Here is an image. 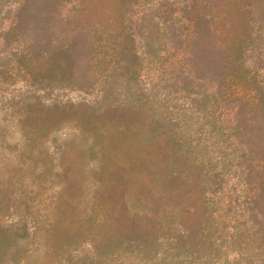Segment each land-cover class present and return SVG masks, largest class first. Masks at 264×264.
<instances>
[{
    "label": "rangeland",
    "instance_id": "obj_1",
    "mask_svg": "<svg viewBox=\"0 0 264 264\" xmlns=\"http://www.w3.org/2000/svg\"><path fill=\"white\" fill-rule=\"evenodd\" d=\"M0 264H264V0H0Z\"/></svg>",
    "mask_w": 264,
    "mask_h": 264
},
{
    "label": "trees",
    "instance_id": "obj_2",
    "mask_svg": "<svg viewBox=\"0 0 264 264\" xmlns=\"http://www.w3.org/2000/svg\"><path fill=\"white\" fill-rule=\"evenodd\" d=\"M191 19H193V18H191ZM194 20H190V22L192 23ZM231 49L233 50L232 52H230L231 54L229 55V57L230 58H228V60H229V62L227 63L228 64V66L231 68V71H230V73H229V76H237V74H238V72H239V70L242 68V65H240V66H238L237 65V61H239V59L238 60H233L232 62H230V59H232V57H234V54L233 53H235V55H242L241 54V52H243V48L242 49H235V48H233V47H231ZM235 49V50H234ZM247 83H249V81H247ZM236 87V86H235ZM232 93H233V96H236V97H238L239 96V94H238V92H236V89H234L233 91H232ZM245 98H247V99H250V100H248L249 102H251V97L248 95L247 97H245ZM254 102V101H253ZM252 102V103H253Z\"/></svg>",
    "mask_w": 264,
    "mask_h": 264
}]
</instances>
